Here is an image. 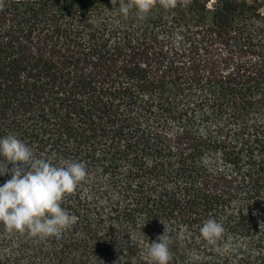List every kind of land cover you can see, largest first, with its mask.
Wrapping results in <instances>:
<instances>
[{
  "label": "trees",
  "instance_id": "trees-1",
  "mask_svg": "<svg viewBox=\"0 0 264 264\" xmlns=\"http://www.w3.org/2000/svg\"><path fill=\"white\" fill-rule=\"evenodd\" d=\"M118 6L0 0V137L87 171L72 226L0 229V264H148L165 226L169 264H264V0Z\"/></svg>",
  "mask_w": 264,
  "mask_h": 264
},
{
  "label": "clouds",
  "instance_id": "clouds-1",
  "mask_svg": "<svg viewBox=\"0 0 264 264\" xmlns=\"http://www.w3.org/2000/svg\"><path fill=\"white\" fill-rule=\"evenodd\" d=\"M111 2L119 4L124 17L134 8L136 16L143 19L152 8V0ZM168 4L169 0H164V6ZM6 174H10V179L0 184V229L44 239L60 235L75 222L76 217L61 206V201L85 179L83 162L64 159L54 164L49 159L37 158L29 145L15 134H7L0 137V177ZM199 231L204 241L215 246L224 227L215 218H209ZM166 233L165 226L163 235L144 249L148 264H169L171 253Z\"/></svg>",
  "mask_w": 264,
  "mask_h": 264
}]
</instances>
